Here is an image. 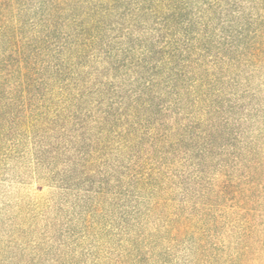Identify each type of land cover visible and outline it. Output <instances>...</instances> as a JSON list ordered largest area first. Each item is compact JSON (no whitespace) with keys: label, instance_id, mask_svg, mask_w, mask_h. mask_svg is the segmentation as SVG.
I'll return each mask as SVG.
<instances>
[{"label":"trees","instance_id":"16d2710c","mask_svg":"<svg viewBox=\"0 0 264 264\" xmlns=\"http://www.w3.org/2000/svg\"><path fill=\"white\" fill-rule=\"evenodd\" d=\"M0 264H264V0H0Z\"/></svg>","mask_w":264,"mask_h":264}]
</instances>
